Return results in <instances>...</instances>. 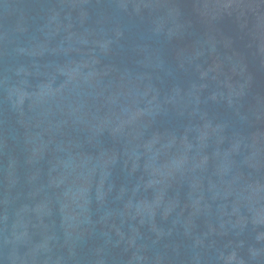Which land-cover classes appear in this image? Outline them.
<instances>
[{
    "label": "water",
    "instance_id": "95a60500",
    "mask_svg": "<svg viewBox=\"0 0 264 264\" xmlns=\"http://www.w3.org/2000/svg\"><path fill=\"white\" fill-rule=\"evenodd\" d=\"M0 264H264V0H0Z\"/></svg>",
    "mask_w": 264,
    "mask_h": 264
}]
</instances>
